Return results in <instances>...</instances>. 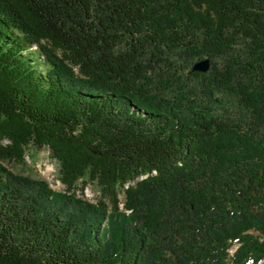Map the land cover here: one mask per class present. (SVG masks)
Returning a JSON list of instances; mask_svg holds the SVG:
<instances>
[{
	"label": "trees",
	"instance_id": "1",
	"mask_svg": "<svg viewBox=\"0 0 264 264\" xmlns=\"http://www.w3.org/2000/svg\"><path fill=\"white\" fill-rule=\"evenodd\" d=\"M263 261L264 0H0V264Z\"/></svg>",
	"mask_w": 264,
	"mask_h": 264
},
{
	"label": "rangeland",
	"instance_id": "2",
	"mask_svg": "<svg viewBox=\"0 0 264 264\" xmlns=\"http://www.w3.org/2000/svg\"><path fill=\"white\" fill-rule=\"evenodd\" d=\"M5 143L7 142H3V144ZM1 163L10 172L16 175L45 181L52 190L60 193H67L64 186L58 180V164L51 158L47 149L39 150L29 146L25 150V157L22 163L8 161H3ZM72 194L90 203H95L99 196V191L95 184L89 182L83 187V190H80L79 185ZM262 264H264V261Z\"/></svg>",
	"mask_w": 264,
	"mask_h": 264
},
{
	"label": "water",
	"instance_id": "3",
	"mask_svg": "<svg viewBox=\"0 0 264 264\" xmlns=\"http://www.w3.org/2000/svg\"><path fill=\"white\" fill-rule=\"evenodd\" d=\"M210 69V60L205 58L203 60L195 62L191 67V72L206 73Z\"/></svg>",
	"mask_w": 264,
	"mask_h": 264
}]
</instances>
